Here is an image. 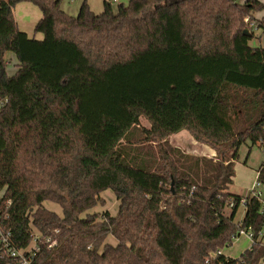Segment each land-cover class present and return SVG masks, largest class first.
<instances>
[{"label": "trees", "instance_id": "trees-1", "mask_svg": "<svg viewBox=\"0 0 264 264\" xmlns=\"http://www.w3.org/2000/svg\"><path fill=\"white\" fill-rule=\"evenodd\" d=\"M61 1L0 0L4 231L17 248L33 231L57 241L40 243L35 264H219L240 227L264 222L257 197L229 190L240 147L264 151V47L250 44L264 3L104 0L96 12L84 0L71 15ZM22 2L41 10L34 36L15 18ZM181 130L215 157L174 146ZM108 189L117 214L92 211ZM5 251L0 264H15ZM242 257L260 264L264 246Z\"/></svg>", "mask_w": 264, "mask_h": 264}, {"label": "rangeland", "instance_id": "rangeland-1", "mask_svg": "<svg viewBox=\"0 0 264 264\" xmlns=\"http://www.w3.org/2000/svg\"><path fill=\"white\" fill-rule=\"evenodd\" d=\"M83 1L84 0H62L61 4H62L63 9L65 7L67 8V10H70L75 15H77ZM96 1L99 2L98 5L97 3L95 4ZM128 1L129 0H120L119 3L112 2V7L116 10L120 3L128 4ZM241 1H244V0H241ZM260 1L264 3V0H260ZM89 2L93 10H95L96 12L102 11L103 6H102L101 0H92V1L89 0ZM95 5H97L100 9H97ZM30 9L33 12H31ZM65 12H67L68 14H71L66 10ZM14 15L15 17L21 18L22 24H24L25 26V29L23 30H25L26 32H30L32 34V32H34L33 28L35 27L42 13L39 7L36 6L35 4L30 3V2H22L16 5L14 9ZM255 32H256L255 36L254 38L250 40V44L253 46L264 47V31L260 29V30H256ZM11 69H12V66H11ZM142 124L147 127L150 126L149 121L145 118L142 119ZM263 153L264 152H262L260 146L258 145L253 146L251 150H250V146H248V143H245L240 147L239 158L235 161V166H234L235 167V175H234L235 181L229 185V190L231 192L236 193V194H242L245 191V184L250 183L251 185L254 179V177L252 178V176L257 171V167L260 164H262V162L264 161ZM240 169H242L244 173L241 172ZM261 189L264 190V185H262ZM102 197L105 199V204L102 205V207H105V208L102 211L108 210L112 213L115 212L116 214L117 212L116 210H118L119 208V201L115 197L113 191L112 190L104 191L102 193ZM45 206L48 209L56 211L59 214L62 212L61 206L57 203L46 201ZM243 212H244V207L239 206L237 215H236V220H239ZM247 238L244 235L237 236L236 238L233 239L232 244L230 246H227L223 249V253L230 257H235V258L239 257L243 253V251L248 248L249 238L248 239ZM106 242L112 243V244L117 243L116 239L113 236H109Z\"/></svg>", "mask_w": 264, "mask_h": 264}, {"label": "built area", "instance_id": "built-area-1", "mask_svg": "<svg viewBox=\"0 0 264 264\" xmlns=\"http://www.w3.org/2000/svg\"><path fill=\"white\" fill-rule=\"evenodd\" d=\"M112 2L119 3L120 0H112ZM246 22L249 26H253V22H251L248 18L246 19ZM264 166V164H263ZM262 168V167H261ZM258 171V178L255 181L252 189L251 194L249 196L257 197L260 201V214L264 215V190L262 188V183L259 180V174L260 170ZM247 199L246 197H243L240 200V206L246 207ZM10 205V202L7 203ZM234 203L230 204V207L233 206ZM244 219V217H243ZM243 219L238 220L239 224H243ZM244 235L249 238L251 241L250 248L253 247V245L256 243H260L264 246V222L262 225V228L260 231L256 234V232L253 231L251 226L248 227H240L237 234H234L233 237L236 238L237 236ZM48 243L49 247L55 245L57 241H52L50 237H43L42 234L38 231L32 232V241L31 243L25 247V248H17L12 243V234L10 231L5 232L1 223H0V251L6 250L5 252L10 255L11 258L15 259V264H35L36 255L40 250V243L43 242ZM218 254L221 253V250L217 252ZM226 255V254H225ZM230 256H227L219 261V264H241V259H243L242 254L239 257H233L236 259L235 261L229 260ZM240 260V261H239ZM209 262V261H207ZM260 264H264V259L260 262Z\"/></svg>", "mask_w": 264, "mask_h": 264}, {"label": "crops", "instance_id": "crops-1", "mask_svg": "<svg viewBox=\"0 0 264 264\" xmlns=\"http://www.w3.org/2000/svg\"><path fill=\"white\" fill-rule=\"evenodd\" d=\"M92 1V0H91ZM102 1V6H103V2H104V0H101ZM97 3V5H98V1H96L95 2V4ZM97 5H95V7L97 8V9H100ZM64 9L66 10V11H70V10H67V8H65L64 7ZM31 10V9H30ZM31 12H33L32 10H31ZM69 13H71L72 15H75L73 12H69ZM262 16H264V11H262V12H259V13H257L256 14V17H258V18H261ZM16 18V20H17V22H18V25H19V27L21 28V29H25V26H24V24H22V21H21V18L20 17H15ZM35 28V27H34ZM33 28V29H34ZM28 29V28H27ZM28 33V35L29 36H34L35 35V32H32V34L30 33V32H27ZM36 36L38 37V38H41L43 35L41 34V33H38V34H36ZM9 57L12 59V62H11V64L8 66V68H7V70H8V74L9 75H12V74H14L15 73V71H16V65H17V62H16V60L14 59V56L12 55V54H10L9 55ZM11 66H12V69H11ZM170 141H171V143L174 145V146H177V147H179V148H181L183 151H185V152H187V153H190V154H195V155H205V156H208V157H215V155H216V151L213 149V148H211V147H209V146H207V145H205V144H203V143H200L199 141H197L187 130H181L180 132H178V133H176V134H173V135H171V137H170ZM261 150H262V148H261ZM262 152H264L263 150H262ZM264 154V153H263ZM264 162V161H263ZM263 162H262V164H260L258 167H257V171L255 172V174L252 176V178L254 177V179H253V181H252V183H251V185H250V183H248V184H245V191L241 194V195H243V196H246V195H249V194H251V189H252V187H253V185H254V183H255V181L257 180V178H258V171H259V169L263 166ZM241 170V172H243L244 173V171L242 170V169H240ZM234 178H235V176H234ZM233 178V182L235 181V179ZM251 178V179H252ZM249 185H250V187H249ZM244 187V186H243ZM108 190H110V189H108ZM106 191V190H105ZM104 192V191H103ZM102 192V193H103ZM246 192V193H245ZM248 192V193H247ZM102 193H101V195H102ZM114 193V192H113ZM115 195V194H114ZM116 197V196H115ZM119 201V200H118ZM46 203V202H45ZM101 207V208H100ZM105 207H102V205H97V206H95L93 209H92V211H98V212H101L103 209H104ZM117 212H118V210H116ZM117 212H116V214H117ZM111 214H113V215H115V212H110ZM236 215H237V213H236ZM245 216V208H244V212H243V214H242V216L239 218V220H242L243 219V217ZM235 220H236V217H235ZM238 221V220H237ZM246 237V236H245ZM247 238V237H246ZM248 239V238H247ZM249 240V239H248ZM250 245H251V241L249 240V244H248V248L247 249H249L250 248ZM247 249H245L244 251H243V253L247 250ZM242 253V254H243Z\"/></svg>", "mask_w": 264, "mask_h": 264}, {"label": "water", "instance_id": "water-1", "mask_svg": "<svg viewBox=\"0 0 264 264\" xmlns=\"http://www.w3.org/2000/svg\"><path fill=\"white\" fill-rule=\"evenodd\" d=\"M248 32V30H245V33H247Z\"/></svg>", "mask_w": 264, "mask_h": 264}]
</instances>
